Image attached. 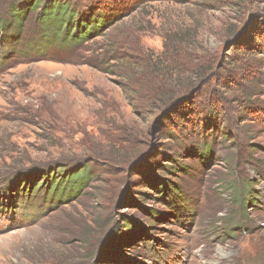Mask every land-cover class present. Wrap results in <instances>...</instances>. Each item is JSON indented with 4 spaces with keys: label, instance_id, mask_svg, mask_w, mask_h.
<instances>
[{
    "label": "rangeland",
    "instance_id": "1",
    "mask_svg": "<svg viewBox=\"0 0 264 264\" xmlns=\"http://www.w3.org/2000/svg\"><path fill=\"white\" fill-rule=\"evenodd\" d=\"M38 10L0 28V264H264V0H141L70 50Z\"/></svg>",
    "mask_w": 264,
    "mask_h": 264
},
{
    "label": "trees",
    "instance_id": "2",
    "mask_svg": "<svg viewBox=\"0 0 264 264\" xmlns=\"http://www.w3.org/2000/svg\"><path fill=\"white\" fill-rule=\"evenodd\" d=\"M141 0H18L13 2L10 7L11 20H4L0 28L4 26L13 32V40L20 37V31L24 25L25 14L28 11H38V22L40 24V33L42 40L46 43H36L40 49H47L49 45L58 46L65 49L79 48L89 39L103 36L119 18V15ZM125 5L126 7H123ZM128 7V8H127ZM17 10V12H15ZM264 28V25L260 27ZM14 27V29H13ZM261 32V31H260ZM18 33V34H17ZM264 35V34H263ZM262 47V48H261ZM258 44L257 49H263L264 46ZM113 60V59H111ZM177 85H175L176 87ZM163 96L157 101L160 106L164 105L168 98L174 92L175 87H170L168 82L162 83ZM170 89V90H167ZM173 91H172V89ZM161 98V97H160ZM159 98V99H160ZM145 103H151L150 99H145ZM134 105V101H129ZM211 109V107H210ZM217 108L211 109L209 114H213ZM66 164L57 165L55 168L44 174L49 180L48 190L54 185L53 193L64 194L76 191L80 193L85 187L92 183H100L99 177L94 176L92 166L88 161L76 166L73 170L66 168ZM61 170V173L59 172ZM54 173L51 174V171ZM43 175V174H42ZM61 190V191H60ZM185 196V192H181Z\"/></svg>",
    "mask_w": 264,
    "mask_h": 264
}]
</instances>
